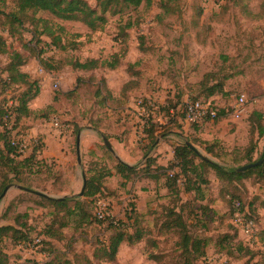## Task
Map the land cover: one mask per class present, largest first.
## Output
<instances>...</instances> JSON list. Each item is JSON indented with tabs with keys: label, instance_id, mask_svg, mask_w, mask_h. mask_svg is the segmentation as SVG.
Masks as SVG:
<instances>
[{
	"label": "rangeland",
	"instance_id": "374dc122",
	"mask_svg": "<svg viewBox=\"0 0 264 264\" xmlns=\"http://www.w3.org/2000/svg\"><path fill=\"white\" fill-rule=\"evenodd\" d=\"M84 1L96 9L95 0ZM168 6L173 13H164L160 9L159 0H153L150 8L142 5L138 8L130 7L116 15L106 13L104 15L106 23L96 31H91L78 22L55 20L64 28V32L59 33L64 49L48 47L50 39L41 38L37 42V38H32L30 34L32 28L26 18H23L24 30L21 33L16 30L8 33L0 26V36L7 46L21 53L27 60L21 70L30 75L31 81L38 88V96L29 103V108L33 110L39 108L38 106H44L42 108L44 111L40 113L32 111L29 121H25V127L28 122L31 127L23 135L27 144L24 155L29 154L32 143H37L38 139L40 141L47 139L45 133H41L42 129L38 127L40 124L46 125L54 117L58 118L63 131L48 125L45 131L56 134L59 144H65V147L68 141L70 144L69 164L46 160V164L35 165L31 173L26 171L24 175L25 188L54 198L76 197L82 187V175L88 178L87 172L93 168L94 170L100 167L109 170L114 168L117 160L102 141L105 135H97L89 127L94 125L92 111L96 109L98 115L103 118L107 136L114 139L120 135L113 129L117 127L122 116L120 111L114 112L115 105L111 92H120L126 82L136 80L125 71L127 66L133 63L135 65L132 71L141 72L142 78L137 81V87L120 93L122 96H129L134 101L140 98L153 100L161 107L160 123L164 124L170 119L168 111L165 110L167 107H179L187 100L212 102L211 106L224 108L225 117L218 121L202 123L200 125L202 136L210 140H221L224 146H220V150L226 153L238 149L237 145L243 143L246 146L238 150L242 151L247 147L248 137L246 138L244 122L246 123L248 114L257 110L264 116V0H173ZM14 9L15 0H0V13L11 12ZM46 16L44 13L38 15L44 18ZM1 21L0 19V23ZM95 58L107 63L117 62V69L105 68L89 73L74 69L71 65L76 60L83 62ZM6 64L7 57L0 55V71ZM218 70H223L219 73V80L225 78L224 95H215L206 100L199 88V82L206 73ZM231 74L233 77L227 76ZM99 78L103 81L101 85L97 81ZM3 89L0 84V91ZM12 89L5 93L7 106L12 103L11 98L18 93L16 87ZM98 90L100 96L97 97ZM62 92L72 93L64 96ZM109 95L110 99L104 100V97ZM240 95H243L246 101L245 111L241 119L235 120L227 110ZM102 100L104 102L99 104L100 106L96 105V102ZM45 113L50 115L49 119H36ZM125 113L128 114L126 117L129 122L130 119L134 120L136 125L140 126L143 121L148 125L152 124L151 119H141L138 113H133V116L129 112ZM178 115L179 112L176 116ZM20 128L21 125L16 127L17 130ZM77 129L81 134V173L78 172L76 164V136L74 133L71 136V131ZM158 134L156 135L159 142L163 138ZM128 142L126 145L121 144L124 145V149L121 145L118 146V151L114 146L112 148L121 160L137 166L144 161L140 149L147 141L142 143L131 141V144ZM258 142L260 150L263 142L261 140ZM197 149L203 156L221 164H232L230 162L232 159H241L240 152L236 155L232 153V156L221 155L214 159L206 154L202 147ZM43 150H46L45 144ZM206 178H209L208 185L201 187L204 198L199 202L191 201L192 204L185 209L181 208L190 234L201 241V253L191 261L178 247L177 237L173 232L161 227L162 206L167 202L159 187L146 179L129 181L126 186L120 187L123 180L113 174L107 179V191L100 194L102 197L97 198L95 207L92 206L91 199H85L92 221L96 212L103 208L105 216L121 218L128 225L139 223L141 228H146L147 233H150L147 238L154 240V246L146 243L144 238L140 243L121 245L111 262L103 260L91 262L157 264L148 258L149 254L153 253L162 258L160 264H264V239L258 236V231L264 229V180L252 176L244 180L242 186L240 184L226 186L217 182L211 171ZM11 184L22 186L16 182ZM180 188H183L182 185ZM231 194L239 198L246 210L256 219V223L253 224L255 231L257 230V242L249 246L255 254L252 259L245 255V250H238L239 244L247 243L246 236L235 230L232 217L229 216ZM189 199L190 196L182 194L183 204H188ZM40 204L45 203L27 192L10 190L0 201V226H15L16 219L19 224L25 222L20 217L25 213L29 219L30 215L35 219L36 215L42 214ZM129 217L130 220L126 221ZM38 221L41 222L40 218ZM74 228L75 223H70V228L63 230L66 237L60 242L55 241L53 248L58 250V255L65 253V257L70 259L76 255L80 264H85L84 258L87 256L91 259V254L100 246V242H105L109 238V233L95 219L91 225H84L79 230ZM226 235L229 239L225 238ZM37 239H33L31 244L20 242L15 246L4 239L0 243V250L10 256L9 264H44L47 261V254L38 251L40 245L37 249L31 246Z\"/></svg>",
	"mask_w": 264,
	"mask_h": 264
},
{
	"label": "trees",
	"instance_id": "16d2710c",
	"mask_svg": "<svg viewBox=\"0 0 264 264\" xmlns=\"http://www.w3.org/2000/svg\"><path fill=\"white\" fill-rule=\"evenodd\" d=\"M159 1L160 9L163 10L164 13H173V10L168 6L173 0ZM95 2L96 9L91 8L84 0H15L14 10L11 12L0 13V19L2 20L0 26L3 30L8 31V33L11 30H16L21 33L24 30L23 18H26L29 20L32 28L30 31L32 38H37V42H39L41 38L50 39L51 42L48 47L53 46L64 49V46L61 44V36L59 35V33L64 32V28L56 23V21L78 22L91 31H96L101 29L106 23V18L104 16L106 13L111 12L113 15H116L130 7L138 8L142 5L146 8H150L153 0H95ZM41 13L46 14V18L38 17ZM7 45L8 44L5 40L0 36V55L7 57L6 66L0 71V84L4 88L0 91V96L2 95V101L0 102V195L5 187L12 182H16L25 187L24 175L26 171L31 173L32 167H35V165H39L40 163L46 164L47 162L41 157L44 147L42 140L40 141L38 139L37 143H32L30 152L26 156L24 155L25 153H17V146L12 145L13 138L23 136L24 133L30 129V123L28 122V124H26V128L25 121L30 118L32 111H38L37 113H40L41 111H44L42 110L44 106L33 110L29 108V103L38 96V88L36 84L31 81L30 75L21 70L27 60L21 53L10 49ZM36 48L37 45L35 44L34 49ZM139 49L141 50V48ZM40 53L41 51L39 54ZM71 65L74 69L89 73L105 68L109 70L117 69V62L107 63L105 61H100L97 58L83 62L76 60L73 61ZM133 65L135 64L133 63ZM133 65L129 64L125 71L128 76L135 77L136 80H129L126 82L120 90L121 94L122 92L137 87V81H140L142 78L141 72L132 71ZM222 71L223 70L208 72L201 78L199 88L204 93L203 96L206 100L215 95H224L223 80L225 78L219 80V73ZM1 74L5 75V78L2 79L3 75L1 76ZM227 76L230 77L232 74ZM97 81H99V85L103 84L101 78ZM13 87L18 89L16 90L18 93L11 98L12 103L7 106L5 93ZM13 91L14 90L12 89V92ZM71 93L72 92H62L64 96H69ZM121 94V97H126ZM96 96H100L99 90L97 91ZM109 99L110 95L104 97V100ZM104 100H102V102H96V105L103 103ZM112 101H114L115 106H119V102H121L119 100L116 101L113 97ZM49 107L50 105L47 106V108ZM212 107L218 111V116L215 121H218L221 117L225 116L222 109L214 106ZM172 108H175V106H172ZM93 114L94 116L97 114L96 109L92 111V116ZM94 116L92 118V123L94 124L93 127L98 128L100 127L99 121L95 120ZM49 117L50 115L45 113L41 114V116L36 119L46 120L49 119ZM179 117L180 115L176 116L174 119H168V122L164 125H149V129L146 130L147 144L141 149L144 158L143 163L138 164L137 166H128L116 161L112 170H109L106 167H100L98 170H94V168L89 170L87 172L88 178H86V188L81 198L65 197L53 200L33 195L45 203L40 204L42 214L36 215L37 217L35 220L33 218L34 216L30 215L29 219L28 215L25 213L20 216L25 222L19 224L16 219V221H14L15 226H0V243L4 239H7L13 246L20 242L31 244L33 239L38 238L40 239V248L38 251L47 254V261L44 264H80L76 255L72 256V259L65 257V253L58 255V250H54L53 248L54 243L55 241L60 242L66 237L63 230L70 228V223H75L74 229L79 230L84 225H91L95 219V221L102 224L105 231L109 233V238L105 242L99 243L100 246H98L93 254H91V259L87 256L85 258L82 257L84 258L85 264H93L91 262L93 260L111 262L115 259L121 245L140 243L144 238L146 239V243L154 246V240L152 238H147L150 236V233H147L146 228H141L139 223L128 225L121 218H116L111 215H107L103 219H98L95 215L92 221L91 215L85 205L87 202L85 199H91V204L93 203L92 206L95 207L96 201L98 200L97 198L102 197L100 194L107 191V179L113 176V174H116L123 180L120 187L126 186V183L129 181L137 182L146 179L154 182L159 189L165 191L163 196L167 203L162 206L161 218L163 219V222L161 227L168 232H173L177 237L178 247L181 249L182 253L190 259L189 261H191L193 257L201 253V241L190 234L181 210L192 204L191 201L195 200L199 202L204 198L201 187L203 185H208L209 178H206V175L209 171L213 172L217 182L219 181L226 186L231 184H240V186H242V182L252 176L264 180V116L262 112L257 110H253L248 114L246 118L248 142L247 147L242 151L235 148L226 153L225 151L220 150L221 147L216 142H206L192 136L186 138L182 137L174 150V162L166 167L160 166L157 164L156 158L149 155L157 141V135L155 133L158 131V135H167L168 124L175 123ZM100 121L103 124L104 121L102 119ZM201 124L194 125L198 128L197 126H200ZM19 125H21V128L20 130H17L16 127ZM15 130L17 132H13ZM161 130L163 131L161 132ZM78 132L79 129L74 132L71 131V136L73 133L77 136L76 134ZM105 137L107 139L109 138L107 135H105ZM259 140L263 142V146L260 150L258 149ZM188 142L196 148L202 147V150L214 159L221 157V155L226 156V154L228 156L232 153L236 155L237 152L241 153V159H232L230 161L232 164H221L219 161L211 162L207 157L204 156L203 158V156L195 153L189 146H187ZM257 154L258 156H256ZM239 161L241 163H239ZM259 161V165L245 171H237L241 166ZM235 163H237V165H233ZM180 185H182L183 188H180ZM182 194L190 196V199L187 200L188 204H183L181 202ZM191 195H193V197ZM234 203H238L239 207L236 208ZM229 204L230 217H233L234 213L239 211L256 223L255 217L246 210L243 202L235 197L234 194H231ZM39 218L42 223L38 221ZM129 220L130 217L126 219V221ZM234 228L238 232V229L236 227ZM258 236L260 239H264V229L258 231ZM225 238L229 239L227 235ZM238 248V250H245V255H249L248 257L250 259L255 256L252 248L249 246L241 243L238 245ZM9 257L10 256L7 253L0 250V264H9ZM148 258L157 264L162 262V258L157 254L150 253Z\"/></svg>",
	"mask_w": 264,
	"mask_h": 264
},
{
	"label": "crops",
	"instance_id": "0c3cea01",
	"mask_svg": "<svg viewBox=\"0 0 264 264\" xmlns=\"http://www.w3.org/2000/svg\"><path fill=\"white\" fill-rule=\"evenodd\" d=\"M99 70H96L94 72H97ZM108 88V86H107ZM112 97L114 99H116V101H121L119 102V106H113L114 107V112L116 111H120L121 112V116L122 119L121 121L118 120L117 123V127H115L113 130H115V132L119 133L120 135H118L117 137H115L114 139H111V137L108 138V140H110L109 142H111V146H114L115 149H117L118 151V146H120L122 143H124L126 145V143H130L131 141L136 143V129L139 128V125H136V121L129 119L126 117L128 114L125 112H129L130 114L136 113L137 114V108H136V104L135 101L133 100V98H130L129 96L126 97H121L120 96V92L116 91V92H111ZM211 99V98H210ZM39 108L43 107V106H38ZM220 107V106H219ZM131 109L130 111L128 110ZM220 109H224V108H220ZM125 113V114H124ZM227 115V114H226ZM225 117V116H224ZM222 118V117H221ZM95 120L99 121V125L100 127L95 128V127H89L91 130H93L95 132V134H99V135H107L106 131H105V126L104 124L101 123V119L102 116L98 115V111L97 114L94 116ZM127 121V122H126ZM166 124V123H165ZM159 125H164V123H160ZM244 125L246 126V138H247V123L244 122ZM167 130L168 133L167 135H161L163 138L161 141H156V144L153 148V150L150 152V156H153L156 158L157 164L160 166H168L169 164L174 162V150L176 148V146L178 145V143L180 142L181 138L184 137H188V136H192V137H196L199 138L203 141L206 142H216L218 143L220 146L223 145V142H221V140H210V138H204L202 136V129H200V126H197L198 128H196L195 126H189L187 124H185V122H183V120H177L175 121V123H170L167 126ZM40 130V132L45 133L44 135L47 137V139L43 140L44 144L46 145V150L42 151L41 157L45 160H50V161H54L55 163H62V164H69L70 162V158L71 157L69 155V144L67 142V147H65V144H59L58 143V136L54 133L50 134L48 133V131H45V129L47 128L46 125H41L40 127H38ZM158 131H156L155 134H157ZM147 136V135H146ZM146 140V138L144 139V141ZM158 142V143H157ZM119 144V145H116ZM245 143H243L242 145H237V148H243ZM224 146V145H223ZM121 148L124 149V145H121ZM141 150V149H140ZM44 152V153H43ZM141 152V151H139ZM142 155V154H141ZM143 158V155H142ZM144 159V158H143ZM122 162H124L125 164H127L125 161L121 160ZM144 161H142L141 163H143ZM128 166H134V165H129ZM79 168V167H78ZM78 172L81 173V168L78 169ZM155 185V183H154ZM160 191L163 192V194L165 193V191L163 189H159Z\"/></svg>",
	"mask_w": 264,
	"mask_h": 264
},
{
	"label": "built area",
	"instance_id": "2783aa9c",
	"mask_svg": "<svg viewBox=\"0 0 264 264\" xmlns=\"http://www.w3.org/2000/svg\"><path fill=\"white\" fill-rule=\"evenodd\" d=\"M245 98L243 95H240L234 103L230 106L227 113L231 115V117L235 120H239L242 117V114L245 111ZM137 113L141 117V119H148L152 124H160V114L161 110L160 105L155 104L153 100L150 98L139 99L135 101ZM168 111V117L174 119L177 115V112L180 113V117L178 120H183L187 125L201 124L204 122H212L217 119L218 111L213 108L208 102H202L198 100H187L183 102V104L176 108H165ZM167 123V122H166ZM48 126H52L53 128H58L62 130V126L58 120V118H51L48 123ZM149 129V125L146 121L140 123L138 129H136V142L142 143L146 138V130ZM63 131V130H62ZM12 145L17 146V153L24 154L27 144L25 141V136H19L13 138ZM100 205V204H99ZM234 206L239 207L238 203H234ZM103 208H100L96 212V217L98 219H103L105 217V213L102 212ZM253 220L247 218L244 213H240L236 211L232 217V224L234 227L240 231V233L245 237V241L247 244L252 245L257 242V230L255 231V227L253 224ZM40 240L37 239L34 244L31 246L37 249L39 247Z\"/></svg>",
	"mask_w": 264,
	"mask_h": 264
},
{
	"label": "water",
	"instance_id": "95a60500",
	"mask_svg": "<svg viewBox=\"0 0 264 264\" xmlns=\"http://www.w3.org/2000/svg\"><path fill=\"white\" fill-rule=\"evenodd\" d=\"M80 139H81V134L78 133L77 136H76L75 151H76V164H77V166L79 168L81 166ZM102 141H103L105 147L107 148V150L114 156V158L117 160V162L125 164L116 155V153H115L114 149L112 148L110 142L105 137H102ZM187 146H189L198 155L203 156L200 153V151L196 147H194L192 144H190L189 142L187 143ZM203 158H204V156H203ZM208 160L213 162V160H211L209 158H208ZM259 164H260V161L256 162V163H252V164H247V165H244V166H241L240 168H238L237 171L238 172L245 171V170H247L249 168H252V167H254L256 165H259ZM82 176H83L82 177V187H81L80 192L76 195V197H78V198H81L83 196L85 188H86V178L84 177V175H82ZM13 189L19 190V191H23V192H27L29 194L36 195V196H39V197H44V198H47V199H53V200H57V199L68 197V196H64V197H60V198H54V197L48 196V195H46V194H44L42 192H39V191H36V190H33V189L25 188L23 186L16 185V184H9V185H7L5 187V189L3 190L2 194L0 195V200L2 201L4 199V197L6 196V194L10 190H13Z\"/></svg>",
	"mask_w": 264,
	"mask_h": 264
}]
</instances>
